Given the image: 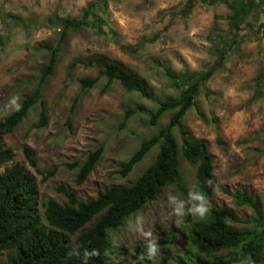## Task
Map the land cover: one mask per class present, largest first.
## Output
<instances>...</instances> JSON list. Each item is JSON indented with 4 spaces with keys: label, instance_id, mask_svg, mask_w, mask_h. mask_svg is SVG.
<instances>
[{
    "label": "rangeland",
    "instance_id": "rangeland-1",
    "mask_svg": "<svg viewBox=\"0 0 264 264\" xmlns=\"http://www.w3.org/2000/svg\"><path fill=\"white\" fill-rule=\"evenodd\" d=\"M90 1L93 0H0V129L8 115L4 108L10 98L17 95L22 102L39 84L40 68L47 60L45 46L56 44L60 29L49 18H79ZM104 1L105 11L99 9L98 14L107 19L106 33L98 34L90 26L70 32L56 73L43 84L47 125L37 126L41 110L37 103L12 133L1 131L4 145L13 150L14 158L0 172L15 163H24L37 179L40 204L49 197L68 202L57 190L59 185L73 189L81 199L94 198L113 185H132L153 162L159 147H154L127 176L119 173L120 164L143 140L159 131L160 126L149 124L159 101L176 98L182 90L166 76L165 67L174 72H202L226 47L230 53L224 70L206 83L197 98L207 120L194 107L187 112L184 123L193 139L208 141L213 155L219 191L208 199L211 205L228 206L239 216L251 215L250 209L236 206L233 197L225 192L241 188L259 200L264 216V94L252 100V85L264 71V11L256 8L237 32L230 26L233 10L222 2L208 4L196 0L192 12L183 16L179 11L186 0ZM259 1L264 7V0ZM95 54H105L140 76L153 97L129 92L118 82L108 92H102L105 77L94 88L83 90L78 79L95 77L98 71L79 67L68 77L69 65L73 60ZM137 104L145 105L148 112L137 113L125 122V110ZM69 115L72 127L67 122ZM170 117L171 113L165 114L161 125H166ZM174 135L180 141L176 129ZM25 146L33 150L36 168L27 161ZM100 146L104 147L101 160L86 181L77 185L78 168L70 169L68 164L83 162L90 151ZM181 163V185L167 187L158 199L137 213L145 217V230L151 228L159 237L160 253L155 263L166 248L171 250L172 264L191 261L189 215L179 228L173 223L174 217L169 218L168 196L187 199L189 189L196 187V166L184 157ZM53 167H57L56 174L44 182L43 174ZM134 216L111 232L117 245L108 252L107 264H146L145 257L136 251L137 246H144L143 238L127 227V221Z\"/></svg>",
    "mask_w": 264,
    "mask_h": 264
},
{
    "label": "trees",
    "instance_id": "trees-1",
    "mask_svg": "<svg viewBox=\"0 0 264 264\" xmlns=\"http://www.w3.org/2000/svg\"><path fill=\"white\" fill-rule=\"evenodd\" d=\"M196 0H186L180 13L188 16ZM203 3H226L233 11L229 15L230 26L239 32L251 13L259 8L264 11L259 0H201ZM104 0H93L83 10L81 17H50L51 24L58 26L59 35L55 45H46L47 60L41 66L40 81L33 93L23 100L19 112L7 115L0 129V169L14 158L11 148L4 145L1 131L12 133L30 114L31 109L40 104L38 127L48 123V113L43 98L44 82L56 73L60 54L70 32H77L85 27H92L98 34H105L107 19L98 14L105 11ZM229 48L218 52L216 61L206 70L195 72L183 70L174 72L165 67L166 76L181 88L176 98L159 101L151 113L149 124L160 126L159 131L141 142L137 150L120 164L119 173L129 175L136 165L143 161L156 146L159 150L153 162L137 177L130 186L113 185L99 191L94 198H79L73 189L59 185L57 190L68 198L62 203L49 197L39 203V185L37 179L24 163H15L0 172V264H80L78 258H69L66 253L74 245H80L81 251L96 249L98 256L91 257L88 264H107V254L113 249L111 232L120 229L126 220L138 213L145 205L158 199L163 191L173 185H181L182 163L184 157L196 166V188L205 193L207 199L214 196L206 185L207 179L215 183L214 160L207 140L193 139L184 123V117L192 108H196L205 120L197 98L202 88L220 70H224L229 59ZM92 68L98 71L95 77L78 79L83 90L97 86L99 79L105 77L106 84L102 92H108L114 82H118L129 92H138L151 99L152 91L140 76L128 71L119 62L105 54H95L87 58L73 60L68 69L70 77L76 68ZM252 100L264 94V71L252 85ZM79 97L73 105L74 110ZM140 112H148L143 104H137L125 110V122ZM171 113L169 122L161 125V118ZM67 122L72 127V116ZM176 129L180 141L174 135ZM24 153L29 164L36 168L33 150L25 146ZM104 147L90 151L83 162L76 160L68 164L70 169L78 168L75 182L80 185L86 181L97 163L101 160ZM57 167L43 174V181H48L56 174ZM233 197L238 207H246L251 215L239 216L228 206H212L210 214L203 219H193L189 215L190 227L188 239L191 261L186 264H239L251 258L254 264H261L264 258V216L259 200L245 189L234 191L225 189ZM232 224L243 225L238 229ZM136 251L143 255L146 264H153L147 259L143 245ZM5 258L4 257V254ZM173 256L169 248L164 249L163 256L155 264H172Z\"/></svg>",
    "mask_w": 264,
    "mask_h": 264
},
{
    "label": "clouds",
    "instance_id": "clouds-1",
    "mask_svg": "<svg viewBox=\"0 0 264 264\" xmlns=\"http://www.w3.org/2000/svg\"><path fill=\"white\" fill-rule=\"evenodd\" d=\"M22 107L23 104L20 101V97L13 95L10 98L9 103L5 105L4 111L8 115H12L15 112H19ZM205 183L213 192L219 191V185L215 184L212 179H207ZM168 203L170 205L169 218L171 219L174 217L173 223L178 228L183 223L186 215H190L194 220L203 219L210 214L212 210V205L207 199L205 193L195 186L189 189L187 199H181L178 195H169ZM127 227L130 231L143 238L147 259L155 264L156 258L160 253L158 242L159 237L153 234L151 228L145 230V217L140 214L135 215L134 218L127 221ZM111 243L113 247L117 245L115 239H113ZM66 255L69 258H78L80 264H88L89 259L98 256L99 253L96 249H92L91 251L84 249L81 251V246L77 244L71 247ZM240 264H254V261L249 257L246 261H240Z\"/></svg>",
    "mask_w": 264,
    "mask_h": 264
}]
</instances>
